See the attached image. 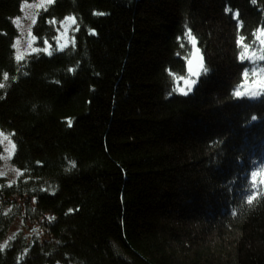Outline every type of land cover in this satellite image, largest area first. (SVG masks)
Listing matches in <instances>:
<instances>
[{
  "label": "trees",
  "instance_id": "obj_1",
  "mask_svg": "<svg viewBox=\"0 0 264 264\" xmlns=\"http://www.w3.org/2000/svg\"><path fill=\"white\" fill-rule=\"evenodd\" d=\"M31 1L0 0V132L20 176L0 182V264H264V94L234 96L264 68V0H53L18 60ZM193 39L204 70L185 96Z\"/></svg>",
  "mask_w": 264,
  "mask_h": 264
},
{
  "label": "rangeland",
  "instance_id": "obj_2",
  "mask_svg": "<svg viewBox=\"0 0 264 264\" xmlns=\"http://www.w3.org/2000/svg\"><path fill=\"white\" fill-rule=\"evenodd\" d=\"M52 3L53 0L51 2L50 0H33L21 5L19 14L14 19V25L18 32V36L14 41V55L16 58L20 57L22 59L35 50L33 27L36 25L40 12L50 7ZM72 21L73 19L67 18L57 25L59 32L58 36L55 37V44L58 49L65 48L68 45L69 39L71 38L69 34L75 29V23ZM211 39L215 40L214 37ZM219 50L221 53L227 52L225 48H219ZM0 148V182L2 181L5 185L9 186L17 182L20 176L11 165L14 144L8 135H0Z\"/></svg>",
  "mask_w": 264,
  "mask_h": 264
},
{
  "label": "snow or ice",
  "instance_id": "obj_3",
  "mask_svg": "<svg viewBox=\"0 0 264 264\" xmlns=\"http://www.w3.org/2000/svg\"><path fill=\"white\" fill-rule=\"evenodd\" d=\"M51 2V0H50ZM225 12H228V9L225 8ZM235 18H239V13H236ZM72 19V18H68ZM75 23V20L72 21ZM179 39V38H178ZM257 39L259 40V43L261 45V54L259 55V60L264 61V29H261L257 35ZM237 45H241L243 41L241 39H237L236 41ZM198 42L193 39V46L196 47ZM194 59H189L187 61V71L189 77H196L199 78L201 75V72L203 69L202 63H196L194 66V60H197L201 58V53L199 51H196L193 53ZM257 57V53L252 52L249 48L245 47V50L238 56V60L241 62V64L245 63L248 60H254ZM17 59H20V57H17ZM243 77V84L241 85L242 91H236L234 92V96L237 98L244 97L245 95H250L251 97H256L261 94H264V68L259 69V71L254 70L252 72V80L248 79V72L245 70L242 73ZM197 84V79H185L184 85L185 88L179 89L180 93L182 95H188L193 87ZM255 119V118H254ZM0 135H3L2 132H0ZM251 183L253 187H255L258 183L264 184V172H258V171H252L251 172ZM255 198V194L250 195L248 197V202L251 203L252 200Z\"/></svg>",
  "mask_w": 264,
  "mask_h": 264
},
{
  "label": "water",
  "instance_id": "obj_4",
  "mask_svg": "<svg viewBox=\"0 0 264 264\" xmlns=\"http://www.w3.org/2000/svg\"><path fill=\"white\" fill-rule=\"evenodd\" d=\"M196 51H199L201 53V51L198 49V47H194L193 46V43H192V48H191V53H190V57L189 59H194L193 57V53L196 52ZM203 55L201 53V58L197 59V60H194V66L196 65V63H202L203 64ZM185 69H186V73L188 74V71H187V63L185 65ZM192 78H196V77H192Z\"/></svg>",
  "mask_w": 264,
  "mask_h": 264
},
{
  "label": "bare ground",
  "instance_id": "obj_5",
  "mask_svg": "<svg viewBox=\"0 0 264 264\" xmlns=\"http://www.w3.org/2000/svg\"><path fill=\"white\" fill-rule=\"evenodd\" d=\"M47 9H48V7L45 8V9H43V10L40 12V14L43 13V12H45V11H47Z\"/></svg>",
  "mask_w": 264,
  "mask_h": 264
}]
</instances>
